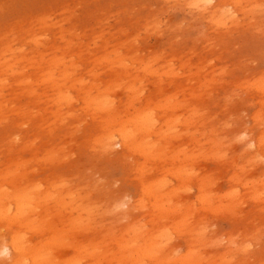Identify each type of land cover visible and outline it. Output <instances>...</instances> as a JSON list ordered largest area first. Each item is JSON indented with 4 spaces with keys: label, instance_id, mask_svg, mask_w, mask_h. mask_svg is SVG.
<instances>
[{
    "label": "rangeland",
    "instance_id": "rangeland-1",
    "mask_svg": "<svg viewBox=\"0 0 264 264\" xmlns=\"http://www.w3.org/2000/svg\"><path fill=\"white\" fill-rule=\"evenodd\" d=\"M263 65L264 0H0V187L39 184L27 216L38 227L0 216V241L20 229L43 246L62 229L45 245L58 264H132L115 238L134 226L155 242L145 264L189 251L192 264H264ZM184 98L199 108L188 123ZM150 108L155 154L106 143ZM201 177L211 203L197 198ZM165 178L157 199L177 209L142 192ZM8 255L0 242V264Z\"/></svg>",
    "mask_w": 264,
    "mask_h": 264
},
{
    "label": "bare ground",
    "instance_id": "bare-ground-1",
    "mask_svg": "<svg viewBox=\"0 0 264 264\" xmlns=\"http://www.w3.org/2000/svg\"><path fill=\"white\" fill-rule=\"evenodd\" d=\"M42 50H44V49H42ZM220 52H222V50ZM202 59H203V57H202ZM222 61H223V59H222ZM203 66H204V64H203ZM258 66H260L259 63H258ZM185 77L187 78L186 75H185ZM231 82H232V80H231ZM252 83H256V84L260 85L261 87L263 86V88H264V76L257 77L256 79H254V81H252ZM219 87H221V86L219 85ZM191 89H192V93H195L196 89L193 88V87ZM61 96H63V95H61ZM147 100H148L147 104H149L150 99H147ZM91 101L96 104L95 107H97V106L101 107V105H99L101 103V99L94 98ZM176 105H183V106L185 105V106L189 107L190 113L184 119V121L186 123L190 122V119H193L194 116L199 114L198 106L197 105H192L185 98H184V100L179 101ZM173 106H175V105H173ZM156 107H158V106H156ZM154 113H155L154 108L148 109L143 114H141L140 111H138L136 114H134V117L132 119H130L127 122L123 123L120 127L116 128L114 130L110 129V131L106 134V143L108 145H111L112 141L115 140L114 139V135L117 134L118 138H117V141L116 140L115 141L118 142L120 145L140 148L141 151L144 152V155L155 154L154 151H153V148L155 147L156 143L150 142L148 139H144L145 137L149 136L153 131H155V129L153 128L154 122H155L154 117H153ZM176 119H172V118L170 119V121L172 120V123H171L172 125H174L176 122H178V120H176ZM138 133H144V136L141 139H138L137 138V134ZM196 154L197 153L194 152V151L184 152V158L186 160L190 161V160H193L196 157ZM178 156L179 155H176V158H178ZM178 170L181 171L182 167H179ZM103 171H104V169H103ZM191 173H192V171L189 173V175H191ZM198 180H199V185L198 186H199V188L201 190L200 194L197 197L198 200L200 202H202V203H211L213 196H212V193H210V191L206 189V184H207L206 183V177H201ZM155 182H156V180L149 181L146 184H144L143 188H142V192L144 194L149 193V194L154 196L155 200L152 203V206L155 207V205H156L161 211H169V210L177 209V206H173L172 208H170L168 201H167L168 203H166V202L165 203H161V202H159V200L161 198L157 199V197H160V196L164 195L163 192H158V190L160 189L161 186L166 185L167 179L165 178V179L160 180L159 182H156V183ZM157 183H159L160 186L156 188V187H154V185L157 184ZM188 186L189 185H187V187ZM38 190H39V184H37L36 186L29 185V186H24V187H17L13 191L8 190L6 188H1L0 187V216L4 217V218H8L7 222L10 225L12 223H17L20 227H22V226H24L26 224L27 225L30 224L31 227L37 228L38 226L34 225L33 222H31V220H29V221L27 220V216H28L29 211L36 210V207L39 206L38 202L36 201V199H39L38 198V195H39L38 194ZM237 192H238V190L235 189L233 191L227 192L225 194V196L230 198L234 194H236ZM50 194H52L53 196H56L57 203L59 205H61L62 202H64L62 197H58L57 195L53 194L52 192H50ZM12 202L14 204V210L12 209V205H10ZM77 209H80L81 211L88 212V211H90V205H88V204L87 205H79L77 207ZM189 213H191V211ZM37 224H39V223H37ZM167 230L168 229H166L165 231H167ZM130 231L133 232L134 234H136V236L131 237V238H127L125 235H122V236H119L118 238H115V243L118 245V247L120 249H122L124 251L123 253H120L118 255L119 258H124V257H128V255H132V262H133L132 264H145L144 260L142 261V258H146V256H148L147 254H154L155 256H157V253H154V251H153V248H154V245H155V242L152 239L153 236H149V237L145 238L140 243L139 239H138V234L136 232V227L132 226ZM65 235H66V230L54 229L53 235L51 236L50 239H48L47 241H45L43 243V246L42 245L35 246V245H31L29 243H24V241H25L24 239L25 238H24L23 233L20 232V229L19 230H14L13 233L11 234V236H10V240H1L0 241L1 242V250L5 251V252H7L9 254L8 257L11 260L10 264H18V262L20 260H30L31 264H58L59 260H57L55 257H53L52 254H50V251L47 249V247H45V245L48 244V243H51V242H53V243L64 242L65 241L64 240V236ZM125 251H128V253H125ZM110 253L113 256L115 252L111 251ZM193 255H194V251H189L186 255L181 256L180 260L184 264H192L194 262V261H192ZM78 259L79 258H76L75 261H72L70 263H72V264H80ZM71 260L72 259H70L68 261H65L63 263H67V262H69ZM196 264H199V261H197Z\"/></svg>",
    "mask_w": 264,
    "mask_h": 264
}]
</instances>
